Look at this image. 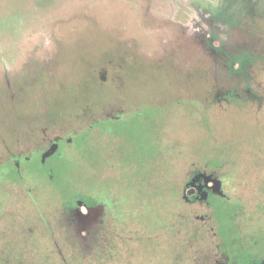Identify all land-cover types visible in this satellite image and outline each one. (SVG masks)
<instances>
[{
  "label": "rangeland",
  "instance_id": "rangeland-1",
  "mask_svg": "<svg viewBox=\"0 0 264 264\" xmlns=\"http://www.w3.org/2000/svg\"><path fill=\"white\" fill-rule=\"evenodd\" d=\"M45 134L70 138L51 177L0 171V264L203 263L193 232L214 218L181 206L165 225L159 206L171 175L182 191L221 158L245 213L224 228H251L244 251L264 256V0H0V168ZM70 191L99 204L75 217Z\"/></svg>",
  "mask_w": 264,
  "mask_h": 264
},
{
  "label": "flooded vegetation",
  "instance_id": "flooded-vegetation-1",
  "mask_svg": "<svg viewBox=\"0 0 264 264\" xmlns=\"http://www.w3.org/2000/svg\"><path fill=\"white\" fill-rule=\"evenodd\" d=\"M228 92H230V90L225 91L224 94L226 95ZM69 143L70 138H65V136L55 135L49 138L47 134H45L38 149L28 151L27 153L19 152L9 157V159L1 163V165L4 164V166H1L0 171L6 169L7 166L5 165L10 164L8 170L14 171L16 174V178L14 177L13 180H20L22 179L21 170L26 168V163L28 161H35L36 163L38 162L39 167H42V169L44 168L46 172L48 171L47 176L51 177L48 159L52 156L59 157L62 155V149ZM182 196L184 202H186L189 207L194 208L195 211L198 210L199 206L204 209L199 217L195 216L200 221L214 218L211 220V223L209 221L201 227L206 233L204 239H208L206 241H208L209 244L205 248V252L200 251L201 255L203 254L202 258L205 262L201 263L196 260L197 264H256L264 261V256H256L251 252L247 254L244 251L245 248H252L256 245V243L250 241L245 243V241L250 239L247 236L248 229L251 228L240 225L241 227H229L226 230L224 226H220L218 216L216 215V211L218 212V210L214 209L212 201L215 197L221 199L225 196L222 193V181L216 173L207 171L205 168H201V166L194 167V169L188 173V177L183 184ZM223 205L226 207L228 203ZM81 207H86L88 213H91L93 210V207L86 206L85 204L80 206V208ZM209 208L210 210H208ZM192 211L194 212L193 209ZM72 212L75 216L77 210H73ZM188 212L190 213V209ZM205 212H209L211 215L212 212H215V215H213L215 217L209 216V214H205ZM86 218L87 215L82 219ZM257 230L254 231L259 232L260 235L263 233L262 229ZM227 231L231 233L230 240H228ZM232 243H234L235 246L231 245Z\"/></svg>",
  "mask_w": 264,
  "mask_h": 264
},
{
  "label": "trees",
  "instance_id": "trees-1",
  "mask_svg": "<svg viewBox=\"0 0 264 264\" xmlns=\"http://www.w3.org/2000/svg\"><path fill=\"white\" fill-rule=\"evenodd\" d=\"M250 59H251L250 56H246V57L240 59L237 64H236L235 60H232L230 65H229L231 75L234 78L238 79V84L244 83V82L248 83L250 80V76H249L250 70H248V68L250 67ZM226 95H227L226 101L243 102V100H239V98L236 96L235 88L233 90H230V92H228ZM94 122L96 123V121H94ZM91 124H93V123H91ZM83 135H89V132L85 130L82 133L78 134L77 136L79 138H81ZM77 136H75V137H77ZM217 154L218 155H216V156L218 158H216V159L218 161V160H220L219 159L220 156H219L218 152H217ZM207 162H208V160L205 163H207ZM229 163H230V161L227 160L226 158H221V160L218 163H216V165H214L213 168L201 166V168H205V170H207V171L212 172V170H214V169L217 171L218 170L221 171V172L218 171L219 175H217L218 177H220V179L222 181V193L225 196L224 198H221V199L223 200L222 203L223 204L228 203V206H226V207L223 206L221 210H218V212L220 211L219 212L220 214L216 211V215L218 216L220 226L223 225V219H224V222L226 219L227 220L231 219L232 223L235 221H239V220L242 221V219H245L243 217V215L245 214L244 209H243L242 204L240 203L241 201L239 200L238 196H236L231 191L229 192V190L226 189V186L230 185V182L227 179L229 177L230 165H231ZM193 169H194V167H192V169L190 171H192ZM37 174L39 176L42 175L41 172L36 173V175ZM173 177H175V176L171 175V183H170L171 187L167 188V190L164 191V193H163L164 194L163 196L166 198V200H168V202H166V200H165V202H163L159 206L160 211L164 208L167 215H168V213L170 214L169 216H164V215L160 216L161 220L163 219V224H165V225L169 222V219L172 217H173V219L179 218V217L181 218L180 214L185 216V214L181 213L180 208L182 206L185 209L188 206V204L186 202H184V199L182 196V191L179 189L180 183L177 181L176 177H175L176 178L175 183H173ZM187 177H185L183 179V183L185 182ZM51 181L54 182V179H52ZM182 187H183V185H182ZM59 193H61V192H59ZM63 201L65 202V203H63V208L66 210L68 209L69 211H73V210L77 209L79 207V203H83L89 207H93V206H95V204L96 205L99 204L96 199L90 200L88 196L81 195L77 191H73V192L70 191L69 198H67V200L64 199ZM157 208H155V209H157ZM214 209H215V207H214ZM213 215H215V212L214 213L212 212V215L209 214V216H213ZM245 216L249 219L251 218V216H247V215H245ZM213 217H215V216H213ZM257 217H259V216H257ZM189 218H191V217L189 216ZM196 219H198V218H196ZM140 220L142 221V219H140ZM142 223H145V221ZM13 226H15V224ZM203 226H204V224L201 223V225L199 226L200 229L198 231H194L195 234L193 232L194 239H197L199 241L200 240H204V241L208 240V239H204V236L206 235V233L201 228ZM223 226H225V224ZM167 229L168 230L170 229L169 226H167ZM259 229H262V228H259ZM262 231H263V229H262ZM18 232H19L18 233L19 237L24 238V235L22 234L20 229ZM1 235H2V233L0 234V238L2 237ZM261 235L262 236L264 235V231H263V233H261ZM211 238H212V235H211ZM203 247L206 248L207 246H202V248ZM196 253L199 254L198 252H196ZM199 257H201V252H200Z\"/></svg>",
  "mask_w": 264,
  "mask_h": 264
},
{
  "label": "water",
  "instance_id": "water-1",
  "mask_svg": "<svg viewBox=\"0 0 264 264\" xmlns=\"http://www.w3.org/2000/svg\"><path fill=\"white\" fill-rule=\"evenodd\" d=\"M50 174H51V172H50ZM82 205H83L82 203H79V206H82ZM256 264H264V261L263 262H260V263H256Z\"/></svg>",
  "mask_w": 264,
  "mask_h": 264
}]
</instances>
